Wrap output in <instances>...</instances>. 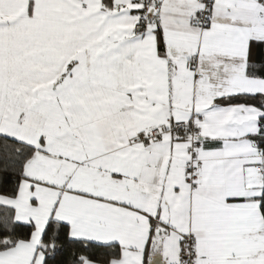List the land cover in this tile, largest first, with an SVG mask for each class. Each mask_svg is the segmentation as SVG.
<instances>
[{
    "label": "snow or ice",
    "instance_id": "snow-or-ice-1",
    "mask_svg": "<svg viewBox=\"0 0 264 264\" xmlns=\"http://www.w3.org/2000/svg\"><path fill=\"white\" fill-rule=\"evenodd\" d=\"M0 264H264V0H0Z\"/></svg>",
    "mask_w": 264,
    "mask_h": 264
}]
</instances>
